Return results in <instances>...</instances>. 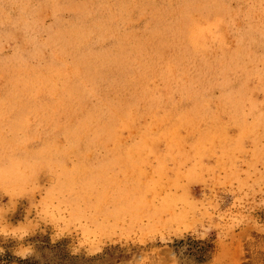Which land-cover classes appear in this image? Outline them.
I'll return each instance as SVG.
<instances>
[{"label":"rangeland","instance_id":"1","mask_svg":"<svg viewBox=\"0 0 264 264\" xmlns=\"http://www.w3.org/2000/svg\"><path fill=\"white\" fill-rule=\"evenodd\" d=\"M0 249L264 264V0H0Z\"/></svg>","mask_w":264,"mask_h":264},{"label":"clouds","instance_id":"2","mask_svg":"<svg viewBox=\"0 0 264 264\" xmlns=\"http://www.w3.org/2000/svg\"><path fill=\"white\" fill-rule=\"evenodd\" d=\"M21 239H24V237H22ZM3 251V249H0V252H2ZM21 259H25V258H27L28 256H26V255H20L19 256Z\"/></svg>","mask_w":264,"mask_h":264}]
</instances>
